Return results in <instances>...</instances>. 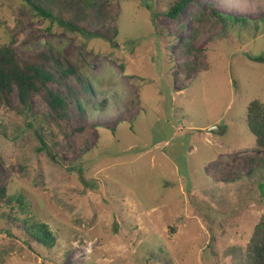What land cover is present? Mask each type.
Here are the masks:
<instances>
[{
	"label": "rangeland",
	"instance_id": "374dc122",
	"mask_svg": "<svg viewBox=\"0 0 264 264\" xmlns=\"http://www.w3.org/2000/svg\"><path fill=\"white\" fill-rule=\"evenodd\" d=\"M112 1L95 36L0 0V44L23 61L52 46L76 70L49 83L75 94L64 133L37 94L25 109L14 90L0 110V181L28 204L0 218V264H245L264 215V150L246 121L264 104V0H189L177 19L178 0ZM25 217L55 245L26 236Z\"/></svg>",
	"mask_w": 264,
	"mask_h": 264
},
{
	"label": "trees",
	"instance_id": "16d2710c",
	"mask_svg": "<svg viewBox=\"0 0 264 264\" xmlns=\"http://www.w3.org/2000/svg\"><path fill=\"white\" fill-rule=\"evenodd\" d=\"M20 3L30 10L35 17L49 21L47 29L52 30L55 25H60L67 30L81 33L94 32L107 26V21L114 8L112 0H19ZM189 0H178L170 2L167 15L172 19H177L180 12ZM155 17V12L152 11ZM221 19H232V17L221 16ZM238 20L237 18H234ZM115 35L117 30H113ZM11 42L0 44V110L4 106L10 105V100L14 90L17 92L18 100L22 108L30 109L34 94L41 97L46 104L51 119L58 125L60 123L61 132H65V126L71 125L69 105L67 99L74 91L66 86V95L50 88L49 83H63V78L69 74H76V70L69 64L63 66L53 54L52 46L45 47L29 56L23 61L18 56L15 46ZM54 67L50 68V63ZM53 68L55 70H53ZM191 67H189L190 69ZM87 90H89L88 82ZM106 102V101H103ZM78 107L83 110L81 102L78 100ZM81 113H83L81 111ZM247 125L256 138L258 149L264 150V104L258 100L251 102L247 109ZM58 122V123H57ZM76 130V129H74ZM249 165L248 174H252L258 158L253 153L243 156ZM263 160L260 158V161ZM27 202L23 195H12L9 193L8 184L0 181V218L8 220H19L18 212L27 211ZM23 230L35 243L53 247L56 237L49 225L43 222L34 221L30 218H23ZM11 234L10 230H6ZM245 264H264V215L256 223L251 238L245 250Z\"/></svg>",
	"mask_w": 264,
	"mask_h": 264
},
{
	"label": "clouds",
	"instance_id": "9594fccd",
	"mask_svg": "<svg viewBox=\"0 0 264 264\" xmlns=\"http://www.w3.org/2000/svg\"><path fill=\"white\" fill-rule=\"evenodd\" d=\"M114 93H115L116 95H118V96H122V90H120V89H115V90H114ZM109 102L111 103L112 101L110 100ZM105 115L110 116L111 113H106Z\"/></svg>",
	"mask_w": 264,
	"mask_h": 264
},
{
	"label": "water",
	"instance_id": "95a60500",
	"mask_svg": "<svg viewBox=\"0 0 264 264\" xmlns=\"http://www.w3.org/2000/svg\"><path fill=\"white\" fill-rule=\"evenodd\" d=\"M209 132H211V133H217L218 130H217L216 127H211V128H209Z\"/></svg>",
	"mask_w": 264,
	"mask_h": 264
}]
</instances>
